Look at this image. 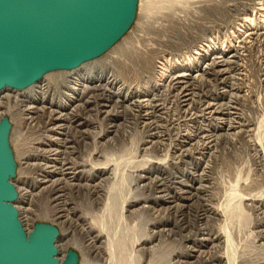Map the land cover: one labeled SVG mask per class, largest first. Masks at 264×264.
Returning a JSON list of instances; mask_svg holds the SVG:
<instances>
[{"label":"rangeland","instance_id":"rangeland-1","mask_svg":"<svg viewBox=\"0 0 264 264\" xmlns=\"http://www.w3.org/2000/svg\"><path fill=\"white\" fill-rule=\"evenodd\" d=\"M199 1L208 4L210 0H199ZM227 2L229 4H227ZM223 3L224 5H222V8L226 10V14L228 15V17L226 16L227 18H225L222 21L221 19L219 20L217 16L213 14L214 13L213 11H212L213 13L211 11H209L208 13L204 10H201L200 8L201 4L197 5V3H195L194 5H192L193 7H191L190 10L188 11L185 10L186 13L184 9L183 10L181 9V11L180 10L177 11L178 17H180V19L182 18L184 19L185 17L188 18L186 22H181L178 24L172 22L171 24L167 22H161L159 23L158 26H157L158 23H155V28H157V30L160 31L157 33H155L154 29L152 28L142 30L137 16H135V19L133 20L130 28H128L127 31L114 44V46H112L109 49V50L114 49V52L112 51L109 54L105 52L103 55H106L105 56L106 58H104V60L102 59L101 60L107 61L109 59L108 57L113 58L115 56L114 58L118 60V63H115L114 66L118 70L120 69V71H121L120 67H124L125 70L127 71V73L124 76L129 78V76H132L131 74H133L132 71L134 69H137L139 64L138 63L139 61H137V59L141 55L142 53L141 51H143V53L144 52L146 53L144 56L149 58V60H151L153 64L155 63L154 64V67H156L155 70L158 71L157 74H159V72L163 71V69L170 70V66L175 65L173 63H176L178 59L180 61L181 60L183 61L184 58L186 59L189 56H191V54L194 53L195 49L200 48L201 45H205L204 43L208 42L209 44H212V47L214 46V49H212L211 51L219 50V52L223 51L222 53H224L226 56L229 55L233 56L232 59H230L229 63L226 64L227 66H224L223 69H218V70H224L225 68L226 71L222 73L224 75H221V73L212 74V72H209L205 76L201 77L202 80L200 78L197 83L190 85L189 87L186 88L182 87L180 84H173V82L168 83L166 81L167 84L165 86L168 89L162 87L160 88V90L158 89V91H154L150 93L152 95H157L154 96V98H156L155 99L156 101L154 100L155 103L150 101L149 103L142 104V106L140 107L138 105H133L131 103V102L134 103V100H136L134 98H129V101H127L130 102L131 104L130 103L123 104L121 100H119L118 102V99H116L114 97L115 95H112V93L106 92L105 95H103V92H99L100 90L99 91L96 90L95 93L93 92L89 94V99H85V101L87 100V103L86 102L85 103L80 102L81 104L78 103L79 105H77L78 106L77 109L75 110V112H73V114L70 113L67 116L66 122L57 123L54 126L50 125L52 121L49 119L50 117L48 116V113H45L46 115H42V114H38V116L35 115L34 118L35 120L30 125L24 123V121H22L24 119V116L19 115L17 112H16L17 114L14 112V116L7 115L10 123L9 146L12 151L13 160L15 163V169H14V175L12 176V181L15 182V187L25 188V189L27 188V190L29 189L28 191L31 192V194H33L32 195L33 198L31 197V201H32L31 209L33 210L35 216L30 217V219L28 220L27 218H25L23 215L20 214L22 224L24 225L23 227L27 231L28 230L30 231L33 228V226L36 224H47L55 228L59 235V230L56 226L57 223L53 224L51 222L52 219L49 218L50 219L49 220L47 217L42 216L41 213L45 208H47L48 212L50 213L59 212L60 210L62 211L64 217H66V219L68 220L67 221L68 225L64 226V228H67L69 224L72 225L76 224L77 228H75L76 226H74V229H72V232L73 230H75L73 237L75 238L76 241L84 243L82 245L83 247H86L87 243L85 244L84 242V240H86L85 238L86 235L82 231L83 223L81 221H77L78 220L77 217L79 215H74L71 209L80 206L83 209L82 215L86 217H98L101 215L100 210L102 207L99 203V199L102 198L101 196L102 192L100 191L99 184H101L100 179H102V177L96 179L97 181L95 180L94 182H88L87 185L88 188L75 187L73 185L76 182L70 181L71 182L70 183L69 181H67V184L64 185L65 187L61 186L62 189L60 190L62 191L61 193H59V195H61L60 197L62 200L60 199L58 203L52 202L54 196L51 193L50 195L48 193L41 194L37 189L31 191L32 189L29 187V185L27 186L22 185L21 178L25 176H31L35 172L33 168H35V166H37L38 164H41V162L34 160L29 161L28 165L30 166L28 168V166L24 164V161L20 160L21 155L26 153H34L35 151L38 150L51 149V148H44L41 146L39 147L38 143L43 141L42 138L45 136V133H47L46 135L53 137V135L50 132L51 129H53L56 125L66 124L68 126L70 122L73 121L74 124L72 125L74 127L72 126V129L69 130L68 133H65L64 137H61L62 141H64L65 143L64 144L65 147H67L66 149H63V152L67 154L66 155L64 153L65 157H63L64 164L67 167L70 166L71 161L79 162V158L81 159L84 153L87 151H89V155L91 153L90 158L92 159L93 162L98 163V161L99 162L102 161L100 160V158L99 159L97 158V156H100L98 152L101 150L100 149L101 147L99 145H103L105 141H107V138L109 139L108 141L110 142L107 144L108 150L106 149L107 150L106 152L110 154L114 152L113 158L121 155L120 154L121 150L122 149L124 150L123 147L126 148V146L129 145L131 139L133 140V143L135 145L138 144L141 139H143V142L139 146L141 149L139 148L140 153L137 156V161H140V163L142 161L143 162L145 161V165L135 168L125 167V170H129V171L136 170L135 171L137 172L136 176H139V178L144 176V179L142 178L143 180L141 179L136 183L138 184V186L141 187L146 185V187H144L143 189L144 192L142 191V194L140 195L142 197L153 196V195H157V196L167 195L166 197H169V201H170L173 194L170 191H167L168 190L167 188L169 185L173 186L171 183L172 182L174 183L176 181L174 180V178L180 177L182 173L180 169L182 166H185V168L187 169L190 168L189 170L194 168L202 169L204 166H206L204 168L210 170L216 169L218 171L216 176H218V174L221 172L219 176L221 177V180L224 178L223 179L225 182V184L223 183L224 190L222 188L224 192L221 191L220 189H217V191L213 189L209 190V188H211L212 185H210L211 183L206 181V179L204 178L203 180L205 181L202 182L201 185L203 187L205 186L206 188L208 187L209 192H204V193L202 192L198 194L195 191H190L191 194L189 196L191 197H188L189 200H187L186 202L173 199L172 200L173 203L157 206L155 208V211L157 212H155L153 207L149 204V206L152 207L151 211H149L147 214L144 212L143 217H142V212L135 214L138 215V218L140 219L138 220V218H135L139 221L138 224L141 223L140 221H142V223H145L143 221H149V220L152 221L155 219L169 220V226H167L165 230L168 231L170 230V231L169 232L167 231L164 234L163 240L165 239L164 240L165 242L162 243L163 246L165 247V248L163 247V250L165 249V254L167 253V256L169 255V258L171 257L172 253L181 250V247L182 249H185V247H190V246L193 247L192 243L196 238L198 240H200V238H205L209 242V240L211 241L213 240V238L208 237V235L212 236V233L215 230L219 231L218 229H220L221 227H222L220 229L221 231L226 230L227 221L221 218L219 219L218 218L219 216L213 217V215L208 214L207 211L211 207H215V205L220 203L219 200L221 198L222 199L226 198L225 193L233 194V192L235 193V191L237 190L238 191L237 194H239L240 196L242 195L244 197V202L242 203L244 204L243 208L245 210V213H247V215L251 219V223L247 225V227H245L246 230L245 229L244 231L240 230L241 232H239V234L237 233V236L235 237L236 253L231 255L235 257L234 258L235 262L233 264H264V259L263 261L260 260L264 258L263 255L264 254V128H262V132H261L262 134L261 137L263 138V140L261 138L257 139L259 135L258 132H256L257 127L255 128L257 122H260L261 118L264 120V118L262 117L264 115V24L260 25L258 24V22H256L257 23L256 24L254 21L255 24L250 25L251 27L249 26L248 30L242 31L237 36H232L231 34L238 25L237 18L242 19L244 18V15L247 14L249 16L251 15V17L253 15V19L257 20L260 17V14L264 15L263 14L264 0H230V1L223 0ZM139 5L140 4L138 3L137 10ZM236 7L237 9H235ZM244 7L246 8L245 10ZM261 7L263 10L260 9ZM216 13L218 12H215V14ZM231 14L234 16L233 19ZM225 20L227 22L229 21L232 22L227 23ZM207 36H208L207 38L208 41L205 38ZM215 39L217 42L216 41L214 42ZM127 42H129L130 44ZM121 44L122 45L124 44L127 47L129 46L128 47L129 49L127 50L128 52L126 51L123 52L122 54L120 52L121 50H118V46H120ZM139 44L141 46L138 47ZM148 48H150L151 50ZM115 52L117 54H114ZM121 55L122 57H120ZM173 58H175V60ZM102 61H99V63L101 64ZM121 62L124 65L121 64ZM95 65H99V64H95ZM182 65H180V67H182ZM129 66L132 67L131 70L129 69L130 68ZM167 66H169V68ZM49 78L48 80L52 81L53 77L51 75L49 76ZM130 79L133 80L132 78ZM129 82L130 81H128L127 83ZM132 84L135 83L133 82ZM37 85H35V87ZM170 86L173 87L171 88ZM147 87H150V85H148ZM180 89L182 91L183 89L186 90L182 92ZM25 91L28 92L30 90L28 91L20 90L13 92L6 91L0 94V97L3 96L13 97L15 96L14 93H18L19 95L22 94L23 96V93H25ZM112 91L113 90L111 89L110 92ZM185 94L186 97H182L185 96ZM146 99H148V97H146ZM150 99L151 98H149V100ZM8 100L9 103L7 104L10 105L11 109L18 108L17 107L18 105H20L21 109H23V106L25 107L29 106V102L25 103L24 99L22 98L19 99L8 98ZM258 100L261 103L263 101V103L261 104L262 107L259 106ZM189 105L191 106L189 107ZM158 108L160 109V111ZM244 115H246V117H244ZM251 119L253 121L255 120V122H253ZM216 123L219 126L223 124L222 130L213 131L211 129L209 130L207 128H206L207 130L205 129L206 126L211 124L215 125ZM228 124L230 125L231 128L228 131V134L230 135H225V131L223 130V128L227 129ZM109 125L111 126L112 129L107 130L104 139L103 136L101 135L98 137L95 136L99 132L103 131L102 129H104V127H107ZM112 131L114 133H112ZM201 131L202 133L204 131L206 132H204L203 134H198V132L201 133ZM156 132L159 133L157 134ZM151 133H153V136ZM192 133L194 139L190 138L191 141L188 139H184V136L188 134L192 135ZM219 135L221 138H219ZM57 137L59 138L60 136L58 135ZM92 137L94 140L95 139L96 140L93 141ZM217 137L219 138L218 140L215 139ZM258 140H261L260 142H258L259 144L254 143L257 142ZM92 141L94 142V145L97 144L99 146V149H96L95 152H93L94 148ZM74 142H77L78 145L74 146ZM151 142L153 143V145H151L152 144ZM180 143H181V147H179ZM72 147H76L79 153L76 155L75 154L69 155V153H72L70 151H73L71 149ZM143 147L147 149H144ZM185 148L188 149L185 150ZM176 149L179 150L176 151ZM190 152L192 156L191 154H189ZM117 158L119 159V157H116V159ZM124 158H129V157L125 156ZM162 161L165 164L167 163L166 165H163L166 166L165 167L166 170L163 171L161 170V172L159 170L158 171L155 170L153 164H157L158 162H159L158 164L160 163L162 164L163 163ZM242 161L243 162L246 161L247 165H245L246 163L245 162L243 163ZM172 163L175 164L173 165ZM179 164H181L182 166ZM228 165L229 167L232 165L230 167L231 170L230 168L229 170L234 173L229 172ZM152 166H153L152 168L153 170L150 171V174H146L145 169L147 168L149 169ZM207 169L204 170L205 171L204 175L206 177L208 176ZM238 174L241 176L243 175L242 176L243 178H241L242 180L238 178L239 176ZM234 177L238 178L239 180L235 179ZM246 177L247 180H245ZM154 179L158 180V182L153 181ZM234 181L237 183H235ZM246 181L247 184L244 185ZM71 184L73 186V189ZM83 184L84 183L81 182L79 186L80 185L82 186ZM232 185L233 186L236 185V187L235 186L233 187ZM126 188L129 189L128 190L129 193H133L134 187H130L128 185ZM229 189H231L232 191ZM116 192L120 194L122 193L123 195H125L126 193V191H124L123 189L120 190L117 188H116ZM222 192L224 193V195H222L223 194ZM215 196H219V197H215ZM17 197H18V192H17ZM16 207L22 208L23 206L20 204H16ZM139 207L140 206H138L137 208ZM140 214L141 216L139 217ZM128 215H129L128 213L124 214L125 220L123 224H125L124 225L125 229L127 228L129 230V227L135 223H133L134 218H132L131 216L129 217ZM146 216H148L149 218ZM127 225L129 227H127ZM135 226H137V224H135ZM138 226H137L138 229H141L143 227L140 226V224ZM231 226H232L231 228H234V225ZM122 229L124 228L122 227ZM122 229L120 228V230ZM142 229H144V227ZM200 233H205L207 235L200 236L199 235ZM251 239L254 242L253 248H251V246L248 247L245 245V244L248 245V243L246 242L247 240H251ZM164 244L167 245L165 246ZM57 246H59L58 247L59 259L60 260L62 259L61 261L63 262V260L67 255V252L73 250L70 249L67 250L64 258H62L61 255L64 254L63 243L58 242ZM131 246L129 245L130 248ZM135 246L136 245H133L132 249L127 247V250L130 249L129 252L127 253L130 252L132 253V251L135 252L136 250L139 249V247H135ZM193 250L195 251V253L192 254L191 256L192 258L185 260L181 259L179 260L180 263L177 262V264H227V263L230 264L229 261L230 259H228L229 258L228 256H230L229 250L228 248H226L225 250V246L221 242L212 241L209 242V245H204L200 247L198 246L197 248L193 247ZM86 251L87 250H85V252ZM251 252H253V254H251ZM75 253L78 254V252ZM167 260L168 257H165V261ZM116 262L117 261L115 259L113 263ZM91 263L107 264V262H105V257L103 258L98 254L96 255L95 253L87 254L86 252L85 264H91ZM173 263L176 264V260L174 262H170V264ZM79 264H83V262H79Z\"/></svg>","mask_w":264,"mask_h":264},{"label":"bare ground","instance_id":"bare-ground-1","mask_svg":"<svg viewBox=\"0 0 264 264\" xmlns=\"http://www.w3.org/2000/svg\"><path fill=\"white\" fill-rule=\"evenodd\" d=\"M198 1L199 0H131V15L133 14L132 15L133 18H131V19L134 20L135 16H137L138 21L140 23V27L142 28V30L152 28V29H154V32L157 33L160 31L157 30V28H155V23H158L157 24V26H158L159 23H161V22H167L170 24H171V22L175 23V24H178L181 22H186L188 20V18L185 17L184 19L183 18L180 19V17H178L177 11L178 10L181 11V9L182 10L184 9V11L185 10L188 11L191 9V7H193L192 5H194L195 3H197V5L201 4V6H200L201 10H204L208 13H209V11H211V12L213 11L214 13L213 12L212 13L215 16H217V18L219 20L221 19V21L228 17V15L226 14V10H224L222 8V5H224V3H225V2L223 3V0H210L208 4H205L202 1H199V2ZM138 3L140 5H139L138 10H137V4ZM227 4H229V3L227 2ZM234 6H235V4H234ZM262 7L260 9H262ZM235 9H237V7ZM245 9L246 8L244 7V10ZM215 12H218V13L215 14ZM185 13H186V11H185ZM182 16H183V13H182ZM233 17L234 16L232 15V19H233ZM133 20L131 21V23L127 27V29L130 28ZM226 20H228V19H226ZM237 21H238L237 22L238 25L236 24L237 25L236 29H234V31L231 33L232 36H237L242 31L248 30L249 26L255 24L256 22H258V24H260V25H263L264 24V15L260 14V17L257 20H254L253 15L251 17V15L249 16V15L245 14L244 18H242V19L237 18ZM254 21H255V23H254ZM229 22H232V21H229ZM229 22H227V23H229ZM213 23H215V22H213ZM127 29L125 30V32L127 31ZM123 30H124V28L122 29V31ZM138 32H140V31H138ZM124 33H122L120 35V37ZM202 35H204V34H202ZM206 35H207V33H206ZM117 36L118 35H116V37ZM132 36H133V34H132ZM120 37L117 40H115L111 45H108L107 49L104 52H102L100 55L95 56V57L90 58V59H87V60H84V61H81L80 65L74 69L66 70L64 68H58L57 67V68L50 69V71H45V73L41 76V78L38 81H36L35 83L29 85L28 87L22 89V91L23 90H27V91L30 90L28 92L25 91V93H23V96H22V94L19 95L18 93H14L15 96L12 95L13 97H6V96L0 97V119L2 117L6 116L8 121H9V118L7 115L14 116V112L15 113L17 112L19 115L24 116V119L22 121H24V123H26L27 125H30L35 120L34 119L35 115H37V116H38V114L46 115L45 113H48V116L50 117L49 119L52 121V123L50 125L54 126L57 123L66 122L67 116L70 113L73 114V112H75V110L78 107L77 105H79L78 103H80V102H83V103L86 102L87 103V100L85 101V99H89V94L93 93V92L95 93L96 90L97 91L100 90L99 92H103V95H105L106 92L112 93V95H115L114 97L116 99H118V102H119V100H121L123 104L124 103H130V102H127V101H129V98H134L136 100H134V103L133 102H131V103L133 105H138L140 107L144 103H149L150 101L154 102V100L156 99V98H154V96H157V95H152L150 93L154 92V91H158V89L160 90V88H162V87L166 88L165 85L167 84V82L168 83L173 82V84H180L182 87L186 88V87H189L190 85L197 83L201 77L205 76L209 72H212V74L213 73L214 74H220L221 73V75H224L222 73H224L226 71V69L225 68H224V70H218V69H223L224 66H227L226 64L229 63L230 59H232V57H233L230 55L226 56L224 53H222L223 51H221V52H219V50L218 51H216V50L211 51L212 49H214V46L212 47V44L205 42L204 43L205 45H201L200 48L195 49L194 53L191 54V56H189L186 59L184 58L185 61L183 58H182L183 61L182 60L180 61L178 59V61L176 63H173L175 65L170 66V70L165 69L166 70L165 71L163 69V71H160L159 74H157L158 71H156L155 70L156 67H154L155 63L153 64L151 62V60H149V58L144 56L146 53L145 52L143 53V51H141L142 52L141 55L138 54V55H140L139 56L140 59L138 57L137 58L139 60L136 58L137 61H139L138 67L136 65L137 69H134L132 71L133 74H131L132 76L128 75L129 78H127L124 76L127 73V71L125 70L124 67L118 66L121 68V71H120V69L118 70L114 66L115 63H118V60H116V58H114L115 56L113 57L115 60L113 58L108 57L109 59L107 61H102V60H104V58H106L105 57L106 55H103L105 52L107 54L111 53L112 51L114 52V49H111V50H109V49L112 46H114V44L120 39ZM205 38L207 40L208 36ZM218 38H219V36H218ZM212 39H213V37H212ZM219 40H220V38H219ZM215 41H216V39L214 40V42ZM132 42H133V40H132ZM127 43H129V42H127ZM139 46H141V45L139 44L138 47ZM128 47L124 44L123 45L121 44L120 46H118V50H121L120 52L123 54V52H126L129 49ZM145 48H146V46H145ZM145 48H143V49H145ZM148 49H150V48H148ZM157 50H159V49H157ZM155 51H156V49H155ZM138 52H140V51H138ZM135 53H136V50H135ZM114 54H117V53L115 52ZM124 54H126V53H124ZM129 56H132V55H129ZM120 57H122V55ZM125 57H127V56H125ZM151 57H152V55H151ZM175 58H173V59L175 60ZM99 61H102L101 64L99 63ZM122 62H121V64H123ZM180 63H182L183 65ZM231 63H232V61H231ZM95 64H99V65H95ZM119 64H120V62H119ZM179 64L182 65V67H180ZM123 65H121V66H123ZM163 65H165V64H163ZM167 67L169 68V66H167ZM129 69L131 70L132 67H130ZM119 71H120V73H119ZM50 75L53 77L52 81L48 80ZM130 78H132L133 80H131ZM201 80H202V78H201ZM128 81H130V82L127 83ZM133 82L135 84H132ZM35 85H37V86L35 87ZM148 85H150V87H147ZM259 85H260V83H259ZM111 89L114 92L113 91L110 92ZM166 89H168V88H166ZM173 90H175V89H173ZM184 90H186V89H183V91ZM6 91H12L13 92V91H20V90H16V89L6 87L0 91V94L4 93ZM191 91H193V90H191ZM186 94H185V96H182V97H186ZM146 97H148V99H146ZM8 98L9 99L10 98L11 99L22 98V99H24L25 103L29 102V106H26V107L23 106V109H21L20 105H18L17 106L18 108L11 109L10 105L7 104V103H9ZM149 98H151V99L149 100ZM184 102H186V101H184ZM258 102H259V100H258ZM262 103H263V101H262ZM262 103L261 102L258 103L260 107H262L261 106ZM190 106L191 105H189V107ZM152 108H153V106H152ZM187 108H186V110H187ZM148 110H150V109H148ZM186 110H185V112H186ZM159 111H160V109H159ZM244 117H246V115H244ZM262 117L264 118V115ZM184 118H185V116H184ZM252 121H250V122H252ZM253 122H255V120ZM72 124H74L73 121L70 122V124L68 126L66 124L56 125L53 129H51V132H50L53 135V137L48 136V135H46L47 133H45V136L42 138L43 141L38 143L39 147L41 146L44 148H51V149H49V150L43 149V150L35 151L34 153L22 154L21 158H20V160H23L24 164L26 166H28V168L30 166V165H28L29 161L34 160V161H40L41 162V164H38V165L35 163L37 165V166H35V168L32 167L35 170V172L31 176H25V177L21 178L22 185L23 186L29 185V187L32 189L31 191H34L35 189H37L41 194L48 193L50 195V193H51L54 196L52 202H56V203H58L61 199V197H60L61 195H59V193H61V191H62V190H60V189H62L61 186H64L65 184H67V181L76 182L73 185L75 187H79V188H85L86 187V188H88V186H87L88 182H94L96 179H99L100 177H102V179H100L101 184H99L100 191L102 192V195H101L102 198L99 199V203L102 207L100 210L101 215L98 217H86V216L82 215L83 209L80 206H77V207L71 209L72 212L74 213V215H79L77 217V219H78L77 221H81L83 223L82 231L86 235V237H85L86 240H84L85 244L87 243L86 247H83L82 244H84V243L76 241L75 238L73 237L75 230H73V232H72V229H74V226H76V224H74V225L69 224V226L67 228H64V226L68 225V222H67L68 220L66 219V217H64V215L62 214V211H60L58 209L59 212L50 213V212H48L47 208L44 207L45 209H43V211L41 213L42 216L47 217L48 219L49 218L52 219L51 222L53 224L57 223L56 226L59 230V235L56 239V246H57L58 242L63 243L64 254L61 255L62 258H64L66 251L70 249V250H73L72 251L73 252V263H75V264H77V261H78V264H79V262H83V264H85L86 252H87V254L95 253L96 255L98 254L103 258L105 257V262H107V264H168V263L170 264V262H174L175 260H176V264H177V262H179V260H181V259L185 260V259L192 258L191 257L192 254L195 253V251L193 250V247L197 248L198 246L200 247V246H204V245H209V242H212V241L217 242L218 241V242H221L225 246V250H226V248H228L229 253H230V256H228L229 257L228 259H230L229 260L230 264H233L235 262V259H234L235 257L231 256V255L236 253L235 252V242H236L235 237L237 236V233L239 234V232H241L240 230L244 231L245 227H247V225H249L251 223V219L249 218L247 213H245V210L243 208L244 204H242V203L244 202V197L242 195L240 196L239 194H237V192H238L237 190L235 191V193L233 192V194L227 193L228 196L225 193L226 198L222 199L220 197L221 198L220 199L221 201L219 200L220 203H218V201H217L218 204L215 205V207H211L208 210L209 212L207 211V213L210 215H213V217L219 216L218 217L219 219L221 218V219L227 221L226 230L221 231L220 229L222 227L220 229H218L219 231L215 230L212 233V236L208 235V237L213 238V240H211V241L209 240V242L205 238H200V240H198L196 238L192 243L193 247H191V246H190L191 248L185 247V249H182V247H181V250L175 251L174 253L171 252L172 254H171L170 258H169V255L167 256V253L165 254V249L163 250L164 246L162 244L163 242H165L164 241L165 239L163 240V236L168 231V230H165V228L167 226H169V220H167V219H159V220L155 219V220L151 221L148 219L149 221H143L145 223H142V221H140L142 223V225H141V223H139V224H140V226H143L144 229H142L143 227L141 229H138V227H139L138 226L139 225L138 220H140V219L138 218V215H135V214L142 212V217H143V213L145 212L147 214L149 211H151L152 207L155 211V208L157 206L164 205V204L167 205V204L173 203L172 202L173 199L186 202L187 200H189L188 197H191V196H189L191 194L190 191H195L198 194L202 193V192L203 193L209 192L210 189H213L216 191H217V189H220L221 191H223L224 190L223 183L225 184V182L223 180L224 178L222 179L223 180L222 181L221 177L219 176V174L221 173L220 171H219L220 173L218 174V176H216L218 173V171L216 169L210 170V169L204 168V167H206V166H204L203 167L204 169L203 168L202 169L201 168L200 169L194 168V169L189 170L190 168L187 169V168H185V166H182L181 164H179L182 167H184L185 169L181 167L180 170L182 171V173H181L180 177L174 178V180H176V181L174 183L173 182L171 183L173 186L169 185L167 188L168 189L167 191H170L173 194L172 198L170 197L171 198L170 201H169V197H166L167 195L166 196L165 195H161V196L153 195V196L142 197L140 195L142 194V191H143L144 187H146V185L141 187V186H138V184H136V183L138 181H140L142 178L144 179V176L139 178V176H136V174H137V172H135L136 170H130V171L125 170V167L135 168V167H141V166L145 165V161L144 162L142 161L141 163H140V161H137V156L140 153V151H139L140 147L139 146L143 142V139H141L139 141V143L136 145L133 143V140L131 139L129 145L126 146V148L123 147L124 148V150L122 149L123 151L120 148V150H121L120 154L121 155L116 156V157H119V159L118 158L116 159V157L113 158L114 152L112 154L106 152L108 150L107 144L110 142V141H108L109 139L107 138V141H105V143L103 145H99L101 147L100 148L101 150L98 152L100 154V156H97V158L98 159L100 158V160H102V161H100V162L98 161V163L93 162L92 159L90 158L91 153L89 155V151H87L84 153V155L82 156L81 159L79 158V162H75V161L72 162L70 160L71 161L70 166L67 167L64 164V159H63V157H65L64 156L65 152H63V149H66L67 147H65V145H64L65 143H64V141H62L61 137H64L65 136L64 134L68 133V131L72 129V126H73ZM252 124H255V123H252ZM19 126H20V123H19ZM204 127H205V125H204ZM222 127H223V124L221 126H219L216 123L215 125L211 124V125L206 126L205 129L207 128L208 130L211 129L213 131H220V130H222ZM256 127H257L256 132H258V135H259V137L257 139L261 138L263 140V138L261 137V135H262L261 132H262V128H264V120L262 118H261L260 122H257V125L255 126V128ZM109 129H112L110 125L107 127H104V129H102L103 131L99 132L95 136L98 137L101 135V136H103V139H104V136L106 135L107 130H109ZM230 129L231 128H230L229 124L227 125V129L223 128V130L225 131V135H230V134H228V131ZM191 130H193V129H191ZM204 132H206V131H204ZM112 133H114V132L112 131ZM203 133H202V131H201V133L198 132V134H203ZM151 134L153 136V133H151ZM151 134H150V136H151ZM58 135L60 136L59 138L57 137ZM54 137H57V138H54ZM93 137H92V139H93ZM222 137H223V135H222ZM190 138H193V133H192V135L188 134V135L184 136V139L190 140ZM219 138H221L220 135H219ZM219 138L217 137L215 139L218 140ZM7 139L9 142V134H8ZM158 139H159V137H158ZM95 140L93 139V141H95ZM93 141H92L93 148H94L93 152H95L96 149H99V146L97 144L94 145ZM260 141L261 140H258L257 142H254V143L259 144L258 142H260ZM181 142H182V139H181ZM99 144H100V142H99ZM75 145H78V143L74 142V146ZM151 145H153V143ZM175 145H177V144H175ZM175 145H173V146H175ZM179 147H181V143H180ZM69 149H70V147H69ZM71 149L74 152L70 151L72 153H69V155L70 154L76 155L79 153L77 151L76 147H72ZM144 149H147V148H144ZM173 149H175V148H173ZM186 149H188V148H185V150ZM178 150L179 149H176V151H178ZM183 152H184V150H183ZM142 154H145V153H142ZM189 154H191V152ZM125 156H128L129 158H124ZM130 156H132V157H130ZM187 156H189V155H187ZM191 156H192V154H191ZM92 157H93V154H92ZM166 159H167V157H166ZM68 162H67V164H68ZM164 162L162 164L161 163L158 164L159 162L157 164H153V166L155 167V170H157V171L159 170L160 172H161V170L162 171L166 170V168H165L166 166H163V165H166L167 163L165 164ZM244 162L246 163V161H244ZM262 162H263V160H262ZM172 164L174 165L175 163H172ZM183 165H185V164H183ZM245 165H247V163ZM153 166L149 169L148 168L145 169L146 174H150V171L153 170L152 169ZM230 167L228 165V170ZM206 169L208 170V172L206 171L208 173L207 177L204 175L205 174L204 170H206ZM247 169H248V167H247ZM230 170H231V168H230ZM230 170H229V172H232ZM239 172H240V170H239ZM226 173H227V171H226ZM232 173H234V172H232ZM242 176L239 175L238 178L241 179V178H243ZM145 178H147V177H145ZM204 178L206 179V181L211 183L210 185H212V187L210 186L211 188H209V190H208V187L206 188L205 186L203 187L201 185V183L205 181V180H203ZM238 178H235V179L239 180ZM245 180H247V177ZM153 181L158 182V180H156V179H154ZM11 182L15 186V182H13L12 180H11ZM81 182H83L84 184L82 186L81 185L79 186V184ZM235 183H237V182H235ZM245 184H247V181H246V183H244V185ZM128 185L130 187H134L133 193L128 192L129 189L126 188ZM71 186H72V184H71ZM73 186H72V189H73ZM234 186L236 187V185H234ZM116 188L120 189V190L123 189L124 191H126L125 195H123L122 193L121 194L117 193ZM222 188H223V190H222ZM15 189H16V192H18V197H17V201H15L13 203V206L17 209L18 219L22 223L21 217H20L21 215H23L28 220L30 219V217L35 216L33 210L31 209V206H32L31 197L33 194H31V192H29L28 191L29 189L27 190V188L25 189V188L15 187ZM220 190H218V191H220ZM229 190H231V189H229ZM217 195H219V194H217ZM222 195H224V193ZM215 197H219V196H215ZM213 199H214V197H213ZM214 201H216V200H214ZM16 204H20L23 207L18 208V207H16ZM149 204L152 207H150ZM138 206H140V207L137 208ZM166 210H168V209H166ZM155 212H157V211H155ZM125 213H128L129 217L131 216L132 218H134L133 223L137 224L138 227L135 226V224H132L131 226H133V227H131V226L129 227L127 225V227H129V230L127 228L125 229V227H124L125 224H123L124 220H125V218H124ZM140 216H141V214L139 215V217ZM146 217H148V216H146ZM135 218H138V220ZM142 220H144V219H142ZM131 222H130V224H131ZM231 225H234V228H231L232 227ZM122 227L124 229H122ZM75 228H77V226ZM120 228L122 230H120ZM230 228H231V231H230ZM127 230H128V232H127ZM27 232H29V230ZM251 234H252V232H251ZM199 235L204 236L207 234L200 233ZM238 237H239V235H238ZM254 238H256V237H254ZM154 242H155V244H154ZM246 243H248V245L245 244L246 246H248V247L251 246V248H253L254 242L252 241V239L247 240ZM129 245L130 246L132 245L131 248L129 247ZM133 245H136L135 247H139V249L137 248L138 250H136L135 252L132 251V253L131 252L127 253V252H129L130 249L133 248ZM58 247L59 246H57V250H58L57 258H58L60 264H62V261H61L62 259L61 260L59 259ZM127 247H129L130 249L128 248L129 250H127ZM85 250H87V251L85 252ZM75 252H78V254H76ZM79 252H80V255H79ZM251 254H253V252H251ZM165 257H168L167 261H165ZM115 259L117 262L113 263L115 261ZM263 259L264 258H262L260 260L263 261Z\"/></svg>","mask_w":264,"mask_h":264},{"label":"water","instance_id":"water-1","mask_svg":"<svg viewBox=\"0 0 264 264\" xmlns=\"http://www.w3.org/2000/svg\"><path fill=\"white\" fill-rule=\"evenodd\" d=\"M132 15L131 0H0V91L6 87L22 90L45 71L71 70L100 55L125 32ZM9 132L10 123L3 117L0 264H60L57 230L36 224L27 232L18 219L13 206L17 192L11 182L15 163ZM62 264H75L72 251Z\"/></svg>","mask_w":264,"mask_h":264}]
</instances>
